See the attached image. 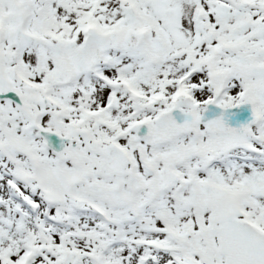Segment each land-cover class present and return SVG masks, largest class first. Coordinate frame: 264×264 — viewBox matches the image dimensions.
I'll use <instances>...</instances> for the list:
<instances>
[{
    "label": "snow or ice",
    "instance_id": "obj_1",
    "mask_svg": "<svg viewBox=\"0 0 264 264\" xmlns=\"http://www.w3.org/2000/svg\"><path fill=\"white\" fill-rule=\"evenodd\" d=\"M0 264H264V0H0Z\"/></svg>",
    "mask_w": 264,
    "mask_h": 264
}]
</instances>
